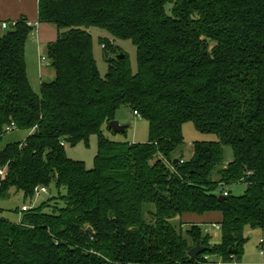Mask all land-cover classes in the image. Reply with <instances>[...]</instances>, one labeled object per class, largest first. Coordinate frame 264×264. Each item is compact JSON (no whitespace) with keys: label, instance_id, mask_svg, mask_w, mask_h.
<instances>
[{"label":"trees","instance_id":"16d2710c","mask_svg":"<svg viewBox=\"0 0 264 264\" xmlns=\"http://www.w3.org/2000/svg\"><path fill=\"white\" fill-rule=\"evenodd\" d=\"M36 22L57 29L45 46L54 75L39 93L25 60L33 25L20 17L0 35V142L11 123L28 131L0 148V215L13 190L24 199L50 184L65 193L20 208L18 223L0 216V264L240 262L244 228L264 230V0H39ZM92 28L110 35L100 39L104 75ZM116 39L134 44L136 72L117 57ZM121 107L148 122L147 141L103 134ZM186 122L215 138L194 140L183 159ZM92 135L88 169L65 145ZM235 183L240 195L225 189ZM213 212L216 244L175 220ZM196 242L209 250L192 259Z\"/></svg>","mask_w":264,"mask_h":264},{"label":"rangeland","instance_id":"374dc122","mask_svg":"<svg viewBox=\"0 0 264 264\" xmlns=\"http://www.w3.org/2000/svg\"><path fill=\"white\" fill-rule=\"evenodd\" d=\"M33 27H35V25H33ZM90 31L92 35V54L100 75H104L107 70V63L104 60L102 48L103 45L101 44L100 39L104 37L109 38L110 35L106 31L98 28H92ZM115 44L117 46L116 51L118 52L116 53V55L124 54L130 64L132 72H136L137 62L136 48L134 44L129 39H116ZM42 49L43 46L40 45L39 47V41H34L33 36L30 35L25 45L26 71L29 83L36 93L40 92V80L48 79V77L42 73L37 62L38 50L39 52L44 53ZM44 66L42 67L43 70L45 69ZM116 121H118L121 125H126L127 128L124 133H114L111 129H108L107 125H103L102 132L108 139L114 141H128L133 143L145 142L148 140V122L141 117L135 116L133 114V111L125 107H121L116 113ZM27 134V130L14 129L7 131L2 137V140L0 142V148H2L6 143L23 140ZM182 134L184 137V144L181 148L183 159H188L191 156L192 142L194 140H212L215 138V135L213 134H203L198 132L191 122H186L183 124ZM97 144V136L92 135L88 140V144H84L82 142L77 143L73 146L66 144L65 152L67 157L73 160L83 161L85 163L86 168L90 169L93 167L94 164V157L97 152ZM224 156L226 160H230L232 158V152L230 147H225ZM46 188V193H34V196L27 199L23 198L21 192H15L14 190L11 191V198L7 202V209L4 210V212H2L0 216L11 222L18 223L21 220L22 216V212L20 210L22 205H26L28 209L33 208L39 205L41 202L48 200L49 198L56 197L57 200L59 198V194L62 195L65 193V190L63 188L56 189L53 184H50ZM225 189L233 195H240L241 193H243L245 186L240 183H235L226 186ZM51 203H53V201L49 202V204ZM15 208H18V211L14 210ZM147 208L148 210H151L152 207L147 206ZM198 219H200L199 216L187 214L183 215L181 218H175V220H181L182 223H185L187 225H200L202 227L203 233L208 235L210 244H216L220 242L219 228H216L214 223H209V219L206 221L205 218L203 224H200L197 221ZM192 220H196L198 223ZM178 221H176L177 227H179V224H177ZM187 225L186 227H188ZM216 225L218 224L216 223ZM244 229L247 241L243 246V254L240 262L219 264H240L242 262L248 264H264V230H251L248 227H245ZM260 238L263 239L262 246L259 243ZM260 250L263 251V254L260 253ZM212 259H214L215 261L217 260L216 257H213Z\"/></svg>","mask_w":264,"mask_h":264},{"label":"crops","instance_id":"0c3cea01","mask_svg":"<svg viewBox=\"0 0 264 264\" xmlns=\"http://www.w3.org/2000/svg\"><path fill=\"white\" fill-rule=\"evenodd\" d=\"M39 0H0V25L2 22H12L17 20L20 17H25L27 21L33 25H35L34 33L33 30L31 32V36H33L34 41H39V47L40 45L43 46V52L41 53L38 50V65L44 75L48 77L47 80H40V85L44 81H49L53 78L54 71L51 69L49 65V61L46 56V49L45 46L47 43L54 41L57 37V29L56 27L46 24V23H37V4ZM4 29L0 27V35L3 32ZM44 58V59H42ZM26 60V55H25ZM45 66H44V65ZM45 67L43 70L42 67ZM200 219L197 221L200 224H203V221L208 220L209 223L218 224V222L221 219V215L218 212L213 213H207L202 216H199ZM198 223L196 220H192ZM208 223V222H206ZM260 238L259 240H261ZM263 240V239H262ZM263 242L260 243L262 246ZM238 263V262H233ZM219 264V263H217ZM240 264H248V263H240Z\"/></svg>","mask_w":264,"mask_h":264},{"label":"water","instance_id":"95a60500","mask_svg":"<svg viewBox=\"0 0 264 264\" xmlns=\"http://www.w3.org/2000/svg\"><path fill=\"white\" fill-rule=\"evenodd\" d=\"M118 58H124V54H119L117 55ZM108 129H111L114 133H124L127 126L126 125H121L118 121L116 120H113V121H110L107 125ZM226 198V195H219L218 196V199L219 200H223ZM109 217H112V213L109 212ZM86 231L89 232V233H92V229L91 227H87L86 228ZM209 250V247L208 246H204V245H201L199 243H195L192 247H190V249L187 251V255L192 258V259H196L197 256L205 251ZM229 252L230 253H235L236 251L233 249H229Z\"/></svg>","mask_w":264,"mask_h":264},{"label":"built area","instance_id":"2783aa9c","mask_svg":"<svg viewBox=\"0 0 264 264\" xmlns=\"http://www.w3.org/2000/svg\"><path fill=\"white\" fill-rule=\"evenodd\" d=\"M14 24H15V21H12V22H2L1 25H0V27H1L2 29H5L6 27H8V26H10V25H14ZM42 59H44V58H42ZM133 114H134L135 116L140 117V115L137 113V111H133ZM14 128H15L14 124L11 123V124L7 127V130L14 129ZM3 174H4V171H3V170H0V175L2 176ZM41 192L46 193V192H47V188L44 187V186H38V187H35V194H37V193H41ZM224 195H226V193H224ZM27 209H28V207H27L26 205H23V206L21 207V210H22V211L27 210ZM215 226H216V228H219L218 225L215 224ZM262 242H263V240L261 239L259 243H262ZM260 253L263 254V251L260 250Z\"/></svg>","mask_w":264,"mask_h":264}]
</instances>
